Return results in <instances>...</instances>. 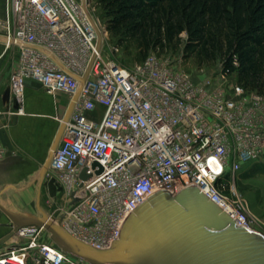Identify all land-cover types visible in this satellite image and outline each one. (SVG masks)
Returning <instances> with one entry per match:
<instances>
[{"label":"built area","instance_id":"built-area-1","mask_svg":"<svg viewBox=\"0 0 264 264\" xmlns=\"http://www.w3.org/2000/svg\"><path fill=\"white\" fill-rule=\"evenodd\" d=\"M107 36L91 0H6L0 14V40L19 50L10 81L16 111H24L27 79L67 94L68 107L74 101L47 172L62 187L56 197L67 200L63 227L109 248L148 197L196 184L237 225L259 231L264 220L255 218L237 173L264 158V91L222 71V79L197 81L158 51L124 66L107 52ZM45 230L20 227L14 236L26 242L1 254L0 264H94L65 252Z\"/></svg>","mask_w":264,"mask_h":264},{"label":"water","instance_id":"water-1","mask_svg":"<svg viewBox=\"0 0 264 264\" xmlns=\"http://www.w3.org/2000/svg\"><path fill=\"white\" fill-rule=\"evenodd\" d=\"M73 103L51 143L43 177L60 143ZM97 163L94 162V166ZM102 169L100 166L97 173ZM91 176L88 168L80 173L83 180ZM5 189L7 186L2 191ZM47 189L51 197H56L62 187L56 185L52 176L47 181ZM73 197L75 200V193ZM38 208L42 215L13 211L0 199V209L13 221L3 240L14 236L20 227L37 225L48 230L53 241L65 252L94 264H264V234L237 225L236 219L196 184L176 194L166 189L155 192L133 210L123 225L120 238L105 249L76 238L56 217L48 215L41 207V191Z\"/></svg>","mask_w":264,"mask_h":264},{"label":"trees","instance_id":"trees-1","mask_svg":"<svg viewBox=\"0 0 264 264\" xmlns=\"http://www.w3.org/2000/svg\"><path fill=\"white\" fill-rule=\"evenodd\" d=\"M100 1L109 29L138 38L146 56L177 45L186 32L185 51L199 62L220 60L224 74L264 91V0Z\"/></svg>","mask_w":264,"mask_h":264},{"label":"crops","instance_id":"crops-1","mask_svg":"<svg viewBox=\"0 0 264 264\" xmlns=\"http://www.w3.org/2000/svg\"><path fill=\"white\" fill-rule=\"evenodd\" d=\"M5 9L6 0H0V14H4ZM18 58V47L0 40V144L5 149L0 157V191L7 186L0 193V199L4 204L10 202L13 211L18 204L29 203V180L24 171H29V160L41 159L42 148L52 137L56 124L60 125L57 117L65 114L69 101L67 94L49 93L37 81L27 79L24 111H16L17 104L10 96V81ZM7 216L0 209V251L3 244L10 242L12 245H6L8 250L0 255L26 242L17 236L3 240L12 225Z\"/></svg>","mask_w":264,"mask_h":264},{"label":"rangeland","instance_id":"rangeland-1","mask_svg":"<svg viewBox=\"0 0 264 264\" xmlns=\"http://www.w3.org/2000/svg\"><path fill=\"white\" fill-rule=\"evenodd\" d=\"M94 14L98 16L102 22L107 26L108 36L106 38V49L119 63L124 66L131 67L136 62L143 60L147 52L141 46L138 38L129 35L112 32L108 27V17L106 16L102 2L100 0H91ZM182 40L177 45H173L167 50L160 51L159 54L163 60H167L174 64L178 69L185 70L190 73L197 81L205 77H216L222 79L221 71L222 64L220 60L213 63H201L192 55L185 51L184 40L187 38V33L181 34ZM230 81H237V75L232 74ZM41 86V85H40ZM58 123L53 128L52 137L48 140L42 148V156L39 161L29 160V171H24L29 180V203L18 204L16 211L24 209L27 212L42 215L38 208V194L41 191V207L48 214L56 217L59 222L63 220L64 209L67 208V200L62 195L58 197H50L47 189V175L43 177L44 167L49 159V151L54 136L58 130ZM32 166L33 168H31ZM237 183L240 191L247 197L251 210L258 220H264V158L251 161L244 164L241 170L237 173ZM9 207L10 202H5ZM16 207V205L14 206ZM10 208V207H9ZM13 210V209H12ZM11 222L12 219L7 216ZM258 224V223H257ZM259 231L264 234V225H257ZM44 235H48L45 230ZM46 238V237H45ZM5 243V242H4ZM10 242L3 244V249L0 252L8 250Z\"/></svg>","mask_w":264,"mask_h":264}]
</instances>
